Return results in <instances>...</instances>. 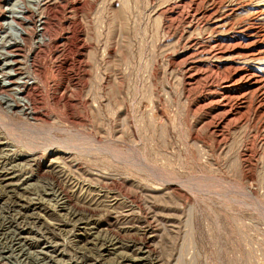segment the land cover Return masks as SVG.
Here are the masks:
<instances>
[{"label": "rangeland", "instance_id": "rangeland-1", "mask_svg": "<svg viewBox=\"0 0 264 264\" xmlns=\"http://www.w3.org/2000/svg\"><path fill=\"white\" fill-rule=\"evenodd\" d=\"M0 39V264H264V0H0Z\"/></svg>", "mask_w": 264, "mask_h": 264}, {"label": "bare ground", "instance_id": "bare-ground-1", "mask_svg": "<svg viewBox=\"0 0 264 264\" xmlns=\"http://www.w3.org/2000/svg\"><path fill=\"white\" fill-rule=\"evenodd\" d=\"M21 1V0H20ZM22 4V3H21ZM17 5V4H16ZM9 8V7H8ZM11 10H13V9H9V10H7L6 11V16L5 15H3V16H5L4 18H5V20H4V22H3V24L4 25H8V27H6V29L8 28V29H11L12 30V32L13 33H15L14 34V36L16 37V41L13 43V46L15 45V47L17 46H20V44L21 43H23V41H25L24 40V38L22 37V33H24L25 34V30H24V28H23V24H25L24 22L25 21H27L28 19H27V17L26 16H24L25 15V13L26 12H30L29 10H27L25 7H23V5L22 6H20V5H18V6H16V10L15 11H12L11 12ZM32 13V12H31ZM1 40V39H0ZM17 40H19V42H17ZM40 42V41H39ZM3 44V43H2ZM11 44H12V42H7L6 44H3V46H1V50H0V56H2L1 58L2 59H5L4 58V56L3 55H8L10 58L7 60V61H5V63H1V65H0V70H2V69H4L6 66H9L10 67V69H11V71H14L15 72V70L16 69H14L17 65H18V60L16 59V57L15 56H17V55H14L13 54V52H12V50L9 48L10 46H11ZM13 46H11V47H13ZM8 52H11V53H9L8 54ZM12 55H14L13 57L14 58H12ZM22 64V63H21ZM19 73V72H18ZM0 76L1 77H3V79H1V81H0V90L1 89H8V90H10L12 93H13V96L15 95V97L17 98L16 100H18V104H20L21 106H22V108H21V110H23V109H25V102H28V99L26 100V98H24L25 96H24V93H27L28 94V87H30L29 85L28 86H26L27 85V82H22V81H20L21 80V78H18V80L17 79H15L16 77H15V75L14 76H12V74L10 73V71H8V72H3V71H1L0 72ZM20 79V80H19ZM25 80V79H24ZM23 94V96L21 97V96H19V95H22ZM29 95V94H28ZM8 99H6L5 98V96H3V94H0V100L5 104V106L7 107V108H10V106H12L13 104L12 103H14V105H15V102L12 100V103H11V100H10V98L9 97H7ZM27 105H28V103H27ZM20 110V111H21ZM22 113V112H21ZM57 201V200H56ZM70 201V200H69ZM61 203V202H60ZM9 227V226H8ZM4 237V236H3ZM14 239V238H13ZM19 239V238H18ZM16 240V239H15ZM7 242H8V240H7ZM12 243V240H10V244ZM23 243V242H22ZM13 244V243H12ZM11 244V245H12ZM14 245V244H13ZM16 247V246H15ZM11 248V247H10ZM15 250H17V248H15ZM21 250V249H20ZM13 251V250H12ZM10 253V252H9ZM13 253V252H12ZM12 253H10V254H12ZM16 254V253H15ZM14 254V255H15ZM34 254V253H33ZM21 256V255H20ZM25 256V255H24ZM10 257H13V256H10ZM26 258V257H25ZM21 259V258H20ZM22 260V259H21Z\"/></svg>", "mask_w": 264, "mask_h": 264}]
</instances>
